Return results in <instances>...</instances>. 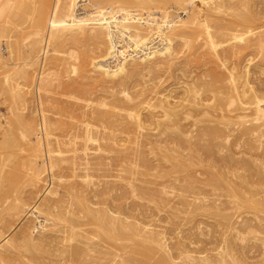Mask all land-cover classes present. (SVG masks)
Returning a JSON list of instances; mask_svg holds the SVG:
<instances>
[{"label": "bare ground", "instance_id": "6f19581e", "mask_svg": "<svg viewBox=\"0 0 264 264\" xmlns=\"http://www.w3.org/2000/svg\"><path fill=\"white\" fill-rule=\"evenodd\" d=\"M46 28L3 70L29 113L0 139V264H264V0H56Z\"/></svg>", "mask_w": 264, "mask_h": 264}, {"label": "rangeland", "instance_id": "374dc122", "mask_svg": "<svg viewBox=\"0 0 264 264\" xmlns=\"http://www.w3.org/2000/svg\"><path fill=\"white\" fill-rule=\"evenodd\" d=\"M55 1L56 0H22L19 2L17 0V4H19L20 7L18 8V11L16 14L17 16L15 17L16 18L15 25H17V28H19V30L11 32L12 38H10V40L12 42L18 41V44L21 47L24 55H28V53H31L28 55L29 56L28 59L21 57L18 60V57L16 55H13L12 57L7 58L9 56L7 54V52H8L7 47L5 46V43H3L5 41H0V54L3 55L2 59L7 60L10 63L9 64L10 66L9 65L6 66L5 69L0 67V85L2 86V87H0V139H2L3 136L6 134V129H8L7 127L9 124L11 125V129H13L14 133H18L20 130H22L23 126L21 124H17V123L12 122L11 118H13L14 114L17 111H18V113H19V111L21 113H23V111H24V113L22 115H24V114L26 115V113L28 112V109L26 112V109L22 110L20 105H18V104L12 105V103H10V100L5 99L7 97L5 95L6 94V91H5L6 84H4L5 82L2 80L4 71L6 69H10V72H11L15 68H17L19 65H21L24 68H26L28 71H30V73H32L33 69H37L39 67L42 56H41V51L38 50V46H40V47L43 46V42H44L43 39L46 37V34L48 32V29L46 28L47 18L52 11V7H53ZM60 3L62 4V1H60ZM29 18L31 19V21L29 20ZM54 18H57V17L54 16ZM34 21L35 22L39 21V22L35 23V24H38L39 26L35 25ZM1 24H2V18H0V25ZM38 28L40 30L39 34H35V30L37 31ZM51 28L52 27L49 28V32H50ZM1 33L2 32H0V35H2ZM20 37H22L21 39H23V37H28V38L25 40L23 39L21 42H19L21 40ZM5 39H2V40H5ZM34 41H35V43L38 42L39 45L36 48L33 47L34 49H32L31 46L34 43ZM37 53L39 54L38 57L35 56ZM51 55H53L52 51L46 52L44 55V59L47 60V58ZM14 56L16 59L14 58ZM11 61H12V63H11ZM14 64H16V66ZM64 75H65V73H61V75H60V78L63 80L67 78L66 77L67 74L65 76ZM19 81H20V84L18 87L22 91L28 92L30 95H31V93H32V95L35 93L34 90L32 89L33 85H31L29 82H25L22 79H18V82ZM15 83H17V82H15ZM2 88H3V90H2ZM52 89L54 90V87H52L51 90ZM55 89H56V87H55ZM53 90L49 93L47 92L48 94L46 93V97L47 96H57L56 93H53ZM29 91H31V92H29ZM56 92H57V90H56ZM52 98H55V97H52ZM12 111H14V112H12ZM48 114H51V113L48 112ZM4 119H6V120H4ZM6 124H8V125H6ZM14 125L18 126V128L15 127ZM21 152H22V154H26V152H23V151H21ZM258 235L260 237L264 236V234H258ZM206 238H208V237H206Z\"/></svg>", "mask_w": 264, "mask_h": 264}]
</instances>
